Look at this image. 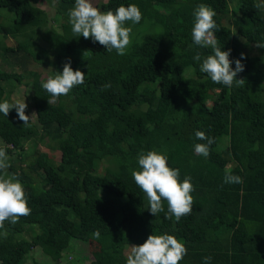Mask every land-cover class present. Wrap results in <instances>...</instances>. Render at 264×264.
<instances>
[{
  "label": "trees",
  "instance_id": "obj_1",
  "mask_svg": "<svg viewBox=\"0 0 264 264\" xmlns=\"http://www.w3.org/2000/svg\"><path fill=\"white\" fill-rule=\"evenodd\" d=\"M83 1L0 0V264H264V0Z\"/></svg>",
  "mask_w": 264,
  "mask_h": 264
},
{
  "label": "rangeland",
  "instance_id": "obj_2",
  "mask_svg": "<svg viewBox=\"0 0 264 264\" xmlns=\"http://www.w3.org/2000/svg\"><path fill=\"white\" fill-rule=\"evenodd\" d=\"M42 1V0H39ZM97 1V0H96ZM96 1L93 0H84L83 2H81L78 7L76 8L75 12L77 13L78 16H81L82 19H87V15L86 13H89L91 11H96L95 9V3ZM100 1V0H98ZM104 1V0H103ZM223 5V2H219V5L217 8H215V10H219L221 9ZM36 7H38V9L42 10L45 14L47 19L49 20V25H53L54 28L58 31L61 29L62 25H67L68 21L66 18H58L53 22L54 19V9L52 7H49L48 5H46L44 2H40L38 4L35 5ZM86 22V21H85ZM0 23H2L3 25H8L7 21H5L4 19H0ZM55 23V24H54ZM103 23L100 20L96 21V25L100 26L99 24ZM264 51V49H263ZM257 50L255 49L253 54H257ZM0 69L7 71L9 69L6 68V66H4L2 64V62L0 61ZM43 71V70H42ZM23 88L19 87L17 88L14 93L12 94V103L16 106L17 110H20V108L24 107L26 109H29V116L32 119L33 118V114L30 112V107H29V102L27 101L26 97L24 96L23 92ZM223 108L225 110H227V105L223 104ZM23 142V143H22ZM22 143V147L25 150H30V144L27 142H24V140H21ZM224 148V143L221 142L216 146V150L217 151H222ZM39 149L43 152H49L46 148L43 147H39ZM55 157V155H54ZM0 245L2 246H9V243L3 239L0 238ZM77 248L78 251L74 252H65L62 255V258L60 261L57 262V264H88L91 256L90 253L88 251V248L85 244H81V243H77ZM48 259L38 250L33 249L31 250V252L29 253V255H27L24 259V263L23 264H47Z\"/></svg>",
  "mask_w": 264,
  "mask_h": 264
}]
</instances>
